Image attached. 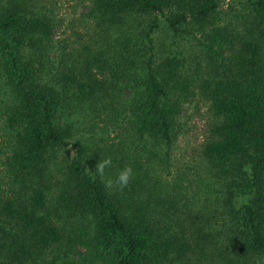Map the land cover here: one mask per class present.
Segmentation results:
<instances>
[{"label": "trees", "instance_id": "16d2710c", "mask_svg": "<svg viewBox=\"0 0 264 264\" xmlns=\"http://www.w3.org/2000/svg\"><path fill=\"white\" fill-rule=\"evenodd\" d=\"M57 5L0 0V264H264V0H73L61 39Z\"/></svg>", "mask_w": 264, "mask_h": 264}, {"label": "rangeland", "instance_id": "374dc122", "mask_svg": "<svg viewBox=\"0 0 264 264\" xmlns=\"http://www.w3.org/2000/svg\"><path fill=\"white\" fill-rule=\"evenodd\" d=\"M73 0H58L57 18H59L61 24L54 30V38H67L72 37L77 31L75 24L69 26V21L77 19L79 17L82 8L72 7ZM225 7V5H223ZM234 16L228 12L222 13L220 19L225 22H234ZM157 38L160 41L163 39L161 34H157ZM1 92V91H0ZM208 106L206 101L198 95H194L189 100L184 101L180 112V118L178 121V134L175 140V146L173 155L175 159L185 158L188 161L196 154V150L199 149L206 130V124L210 119V113L207 110ZM8 152V142L5 131L2 129L0 121V176L3 170L2 161Z\"/></svg>", "mask_w": 264, "mask_h": 264}, {"label": "clouds", "instance_id": "9594fccd", "mask_svg": "<svg viewBox=\"0 0 264 264\" xmlns=\"http://www.w3.org/2000/svg\"><path fill=\"white\" fill-rule=\"evenodd\" d=\"M111 165H112L111 157L100 160L96 164L95 172L99 174V176L102 178V182L104 183L106 188H112L116 186L119 189L123 190L125 187L128 186L130 180L132 179L133 169L131 168V166H126L121 171H119V173L116 175L115 180L111 178L105 180L103 179L105 176V169L111 167ZM93 179H95V176H93Z\"/></svg>", "mask_w": 264, "mask_h": 264}]
</instances>
